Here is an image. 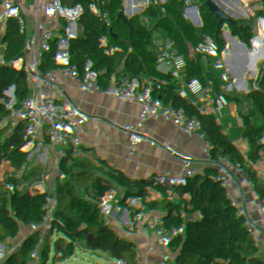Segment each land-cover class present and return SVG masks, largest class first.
I'll return each mask as SVG.
<instances>
[{
    "label": "built area",
    "instance_id": "1",
    "mask_svg": "<svg viewBox=\"0 0 264 264\" xmlns=\"http://www.w3.org/2000/svg\"><path fill=\"white\" fill-rule=\"evenodd\" d=\"M213 1L57 0L59 9L47 12L39 0H0V264H41L49 248L31 231L19 233L8 224L9 220H20L24 209L34 210L42 222L58 221L83 232L99 233L101 241L95 254L86 257L89 264H106L101 260L103 253L118 246L131 251L143 264H166L156 246L150 245L143 237L124 235L114 225V221L120 218V211L85 206L62 218L60 203L53 190L49 189L42 200L31 189V170L38 167L39 154L46 140L70 156L67 143L59 136L60 128L66 125L59 109H49L52 101H46L47 89L50 86L58 89L62 81L73 80L75 55L85 60L97 47L110 49L109 41L120 34L125 40V62L131 61L129 49L134 42L146 44L154 40L158 43V50L148 64L141 60L133 62L141 74L173 89L164 99L162 111L156 110L152 104L144 108L131 101L128 122L139 124L151 118L154 123L181 133L188 132L191 129L189 123L196 122L211 110L219 108L225 113L231 112L242 120L243 125L234 135L223 138L225 147L217 146L216 149L225 153L229 164L228 183L233 159L238 161L240 175L232 194L228 192L227 183L223 200L239 196L243 191H252L242 171L245 158L242 145L251 134L257 133L264 151V127L257 114L248 107L250 97L238 98L234 92L239 81L248 82L253 90L259 88L254 79L264 75V61L254 72L230 70L228 51L234 49L237 37L218 29L230 12L225 7L212 13ZM54 22L60 34L53 36L49 52L57 59L56 72L42 44L51 33ZM224 38L229 43L225 44ZM37 39L41 42L40 48L35 44ZM19 40L23 41L24 52L17 53ZM64 40H69L71 46V59L65 70L62 69V57L66 52L62 47ZM256 40L264 43L263 29L257 32ZM201 52L205 60L200 58ZM179 65H184L186 70L181 72ZM168 66L171 69L167 76H161L160 72L166 71ZM100 115L101 126L93 125L84 131L85 140L91 146L127 130L124 120L110 106L102 108ZM9 119H12L13 126L7 130ZM23 124L28 127L51 126L49 137L43 133L28 134L22 129ZM140 130L143 129L140 127ZM144 132L145 147L154 153H162L159 136L152 130L151 123L146 124ZM210 145L215 147L216 143ZM104 151L109 153L106 147ZM14 173L17 177L13 186L16 196L3 201L4 185L12 180ZM68 174V168L62 167L61 175L66 177L67 184L81 179L78 176L69 178ZM124 175L118 184V192L125 194L133 207L141 209L147 196L146 189L138 183L133 170L126 169ZM187 181L180 180L173 168L166 167L151 178L150 183L172 190L173 199L180 202L183 222L173 224V210L168 211V216L157 207L144 213L149 223L170 234L165 237L161 234L163 229L152 230L160 243L175 244L179 251L190 235L186 225L188 218L196 212L191 209ZM213 218L221 219V216L215 212ZM242 263L248 264L247 259H242Z\"/></svg>",
    "mask_w": 264,
    "mask_h": 264
},
{
    "label": "trees",
    "instance_id": "2",
    "mask_svg": "<svg viewBox=\"0 0 264 264\" xmlns=\"http://www.w3.org/2000/svg\"><path fill=\"white\" fill-rule=\"evenodd\" d=\"M47 12L54 9L48 0H39ZM227 6V0H214L212 13ZM59 9V8H58ZM220 31L230 36H236L234 49L228 51V60L231 71L254 72L259 63L264 61V43L256 40L259 30H264V0H260V15L252 21L238 24L233 21L221 23ZM55 34H60L56 22L52 23L51 33L46 41L42 42L46 56L52 61L56 72L57 59L50 55V42ZM228 40L227 38H224ZM110 49L97 47L91 54L97 70L98 87L102 91V97H97L95 85L85 60L73 57L75 71L71 82L62 81L58 90L65 94L73 104L72 111L62 105H51L61 111L62 119L66 127L60 128L59 136L62 142L67 143L70 156L57 145L50 147L43 145L40 151V160L37 168L31 170V189L42 200L45 193L51 189L55 199L60 203L59 215L67 218L71 215L73 206L76 210L82 207L102 208L112 210L124 209L127 214L120 211L119 219L114 225L119 227L124 235L135 238L143 237L150 245L156 246L162 253V259L166 264H187L183 253L175 244L160 243L150 229L144 227L139 216L132 211L131 202L125 205L118 195L117 176L113 172L114 165L120 163L123 167L135 171L139 184L146 189L147 196L143 202L146 210L157 207L165 216L173 210V224L183 222L182 210L169 197L163 194L161 185H151V178L157 176L166 167L173 168L184 180L186 169L182 160L183 153H179L165 134L166 126H155L160 132V144L163 156L158 158L150 153L143 145L144 131L137 126L127 125L126 132L122 135H110L103 143L89 148V156L80 149L77 143L83 139L85 128L101 123L100 110L103 101L120 115H124L126 106L130 100H135L140 106H147L149 96L158 111L164 110L163 101L171 95L168 86L159 85L154 79H148L135 67L134 60L148 63L157 52L158 43L154 40L146 44L134 42L129 49L131 61L125 62L124 35L120 34L109 41ZM75 50H77L75 48ZM16 51L24 52L23 41L17 42ZM203 58L204 54H199ZM181 72L186 68L178 66ZM160 72L161 76H167L170 71ZM126 74L129 78H126ZM134 80V81H132ZM56 88L50 86L47 89L46 101L53 100ZM251 87L247 82L239 81L234 92L238 98H246L251 94ZM54 125V124H52ZM241 119L228 112L225 116V125L219 131L220 139L216 141L218 146H226L224 137L234 135L242 127ZM22 129L28 134L43 133L49 137V128L28 127L22 125ZM109 150V154L104 151ZM244 165L242 168L246 182L252 186V191H243L239 196H234L221 201L218 209H211V220L203 226L187 223L189 231L195 230L199 234L207 233L205 242H202V264H243L242 259H247L248 264H264V151L257 133L251 134L244 142ZM214 148H199L195 155H190L191 164L212 177L214 163ZM25 154V153H24ZM237 159H233L230 167L231 178L228 183V192L235 190L236 181L240 175ZM68 168V177H80L73 183L67 184L66 177L61 175V168ZM67 177V178H68ZM16 173L12 180L4 185L2 200L6 201L16 196L14 183ZM126 206V207H125ZM217 212L221 219H214Z\"/></svg>",
    "mask_w": 264,
    "mask_h": 264
},
{
    "label": "crops",
    "instance_id": "3",
    "mask_svg": "<svg viewBox=\"0 0 264 264\" xmlns=\"http://www.w3.org/2000/svg\"><path fill=\"white\" fill-rule=\"evenodd\" d=\"M238 1L239 0H236V2L234 3L227 2L226 8L229 10L230 15L222 23L226 21L227 22L233 21V22H237L238 24H241L248 21H252L260 15V0H258V2L256 3H250L247 1H242V3H237ZM221 32L223 33V31ZM223 42L225 44L229 43V41L226 39H224ZM35 44L38 48L41 47V42L38 39L35 40ZM62 47H63V43H62ZM202 59L205 60L204 57ZM126 78L130 79L129 75L126 74ZM148 79H152V78H148ZM254 80L255 83L259 85V88L257 90H253L251 88L252 89L251 94L250 96H248L250 97V102L248 107L257 114L260 121L259 123L264 127V75H258L255 77ZM248 85L251 87L249 83ZM168 87L171 89V93H172L173 92L172 87L169 85ZM60 93L62 92H60L57 89L55 96H57ZM146 98H147L146 107L140 106L135 100H130L126 106V111L124 115H120L114 110L113 111L119 114V117L124 120V122L126 123V127L127 125H133V126H137L139 130L141 127L143 130L140 131H144V127L146 126V124L151 123L152 130L156 135L159 136L160 132L155 130V126H164V125L154 123V121L151 118H149L147 121H141V123L139 124H133L128 122L127 120L128 113L132 110V107L130 106L131 101H134V103H136L138 107L148 108V106L152 104L155 108V105L153 101H151L150 97L146 96ZM105 106H110V105H107L106 102L103 101L102 108H104ZM211 111L212 112H209L204 116H202L200 119L196 120V122L189 123L191 129L188 132L179 133L180 135L185 137L190 142L191 145H193L192 142L196 144L197 146L195 145L193 146H195L197 149L205 148V146L208 147L210 146V148H214L213 159L215 165L212 169V177L211 178L207 177V182L202 177L201 173L203 172H201L200 170H197L199 173L198 174L199 177H197L198 175L196 177L195 176L190 177V175L187 172L188 169L184 164L186 169L185 178H187L186 180H188L187 193L190 198L191 209L192 208L196 209V212L194 214H191L190 216L188 214L189 218L187 223L196 226H203L211 220L209 211L211 209H215L217 206L218 207L221 206V201L223 200L224 194L226 193L225 189L228 183L226 176H227L229 164L227 163V160L225 158V153L223 151L221 152L217 151L216 149V147L218 146L217 144L215 147L210 145L212 143H216V141L220 139L219 131L225 125V116L228 112L225 113L223 112V110L221 109L219 110V108H216ZM0 115H1V109H0ZM215 121L217 122L215 123ZM7 125H8L7 130H10L13 126L12 119L8 120ZM95 126L100 127L101 123ZM202 126L206 127V130L203 129ZM166 127L170 128L168 126ZM82 140L85 141L87 146L91 147V145L87 143L85 140L84 132H83ZM143 145L145 147L144 142ZM146 149L150 153H152L155 157L160 158L163 156V150L162 153L160 151L154 153L150 149L148 148ZM189 162L191 163L190 158H189ZM126 169L127 168L123 167V165H121L120 163H116L114 165L113 172L115 170L114 173L117 176V184H119L120 181L123 179V176H125L124 173ZM196 169L198 168L196 167ZM162 191L166 197H169L171 200H173L174 203L176 202L177 204L179 203L180 206V202L173 199L172 190H166L162 187ZM220 192H222L221 197H218L217 195ZM118 195L119 198L122 200V202L125 205H128L130 199L125 194L118 192ZM132 208H133L132 211H135V213L139 216L140 223L144 227L150 229L151 232L152 230L163 229L162 227L154 226L147 221L144 213L148 210H146L143 207V204L141 209H137L133 206ZM126 209L127 208L117 209V210H113V212L122 210V212L127 214L128 211ZM73 211H76L74 206L72 212ZM8 224L13 226L19 233L31 231L34 235L38 236L44 243L48 245L49 248L43 255L41 264H89L86 257L95 254L97 250V246L101 241V235L97 232H89V231L83 232L77 229L76 227L58 221L42 222L39 218V215L34 210L31 209H24L20 220H9ZM161 232H162L161 233L162 236L170 237V234L164 229L161 230ZM206 234H207L206 232L203 234H199L195 230L190 231L189 237L185 240L186 242L185 246L180 251L183 253L185 263L202 264L203 248L201 243L205 242V238L207 236ZM101 260L106 264H143L136 255H134L131 251L124 249L122 246L107 249L103 253ZM227 264H231V263H227Z\"/></svg>",
    "mask_w": 264,
    "mask_h": 264
},
{
    "label": "water",
    "instance_id": "4",
    "mask_svg": "<svg viewBox=\"0 0 264 264\" xmlns=\"http://www.w3.org/2000/svg\"><path fill=\"white\" fill-rule=\"evenodd\" d=\"M48 1L50 2V4L52 5V7L55 10L58 9L57 0H48ZM85 65L89 69V73L93 78L96 96L102 97V91L98 87L97 70H96L94 60L91 57L86 58L85 59ZM52 105L53 106L62 105L64 108H66L69 111H72V108H73V104L67 99V97L63 93H60L53 98ZM216 122L217 121H215V123ZM165 134L168 137V139L174 143V146L178 150L179 153L187 152L190 155L196 154L197 148L195 146L191 145L190 142L185 137H183L182 135H180L179 133L174 131L172 128H167L165 131ZM45 144L50 146V147H53V144L49 140H46ZM89 148L90 147L86 145L84 140H80L77 143V149L84 151L86 153V155L89 156V159L91 161V155L89 152ZM188 154L184 155L182 160L185 162L187 169L189 171H191L192 174L196 177L199 173H198L197 169L194 166H192L191 163L189 162V155ZM201 175L204 178V180L207 182L206 174L201 173ZM186 179L187 178H185V180Z\"/></svg>",
    "mask_w": 264,
    "mask_h": 264
},
{
    "label": "bare ground",
    "instance_id": "5",
    "mask_svg": "<svg viewBox=\"0 0 264 264\" xmlns=\"http://www.w3.org/2000/svg\"><path fill=\"white\" fill-rule=\"evenodd\" d=\"M69 45H70V42H69V40H64L63 41V47H64V50H66L67 52H64V54H63V57H62V60H63V62H62V69L63 70H65V69H67V67H68V63L70 62V55H69V51H70V47H69ZM202 128L203 129H205L206 130V127H204V126H202ZM199 176V175H198ZM212 194V193H211Z\"/></svg>",
    "mask_w": 264,
    "mask_h": 264
},
{
    "label": "rangeland",
    "instance_id": "6",
    "mask_svg": "<svg viewBox=\"0 0 264 264\" xmlns=\"http://www.w3.org/2000/svg\"><path fill=\"white\" fill-rule=\"evenodd\" d=\"M242 1H247V2H250V3H256V2H258V0H239L237 3H242ZM227 2H229V3H234V2H236V0H227ZM230 7H231V6H230ZM192 144L195 145V146H197V145L194 144L193 142H192ZM205 148L209 149L210 147L205 146ZM195 168H196V167H195ZM197 170H199V169H197ZM187 172H188V174L190 175V177H191V176H194L193 174H191V171L187 170ZM197 177H199V176H197ZM212 179H213V178H212ZM221 194H222V192H220L217 196H218V197H221ZM209 218H210V217H209Z\"/></svg>",
    "mask_w": 264,
    "mask_h": 264
},
{
    "label": "flooded vegetation",
    "instance_id": "7",
    "mask_svg": "<svg viewBox=\"0 0 264 264\" xmlns=\"http://www.w3.org/2000/svg\"><path fill=\"white\" fill-rule=\"evenodd\" d=\"M69 47H70V45H69ZM66 51V50H65ZM67 52V51H66ZM69 53V52H68ZM69 55H70V53H69Z\"/></svg>",
    "mask_w": 264,
    "mask_h": 264
}]
</instances>
